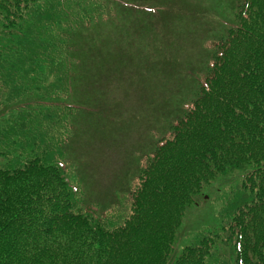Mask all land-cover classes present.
<instances>
[{
    "label": "trees",
    "instance_id": "16d2710c",
    "mask_svg": "<svg viewBox=\"0 0 264 264\" xmlns=\"http://www.w3.org/2000/svg\"><path fill=\"white\" fill-rule=\"evenodd\" d=\"M114 2L0 0V264H264V0H222L231 26L195 50L141 164L103 189L70 104L83 41L117 21ZM237 174L220 231L178 251L186 212Z\"/></svg>",
    "mask_w": 264,
    "mask_h": 264
},
{
    "label": "rangeland",
    "instance_id": "374dc122",
    "mask_svg": "<svg viewBox=\"0 0 264 264\" xmlns=\"http://www.w3.org/2000/svg\"><path fill=\"white\" fill-rule=\"evenodd\" d=\"M117 1V21L103 25L99 36L98 29L88 34L80 58L79 98L85 103L76 106L82 111L77 144L101 188L121 176L126 166L141 164L149 140L161 135L160 128L151 127L161 125L158 113L178 102L180 91L185 93L191 78L187 69L200 61L195 50L231 26V9L222 0ZM211 18L225 25L206 33L205 22ZM240 181L239 174L224 178L220 186L207 190L205 201L197 199L177 234L178 251L202 230L220 231L221 192Z\"/></svg>",
    "mask_w": 264,
    "mask_h": 264
}]
</instances>
